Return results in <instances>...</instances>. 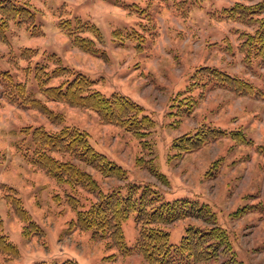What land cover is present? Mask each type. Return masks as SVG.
Here are the masks:
<instances>
[{
    "label": "rangeland",
    "instance_id": "obj_1",
    "mask_svg": "<svg viewBox=\"0 0 264 264\" xmlns=\"http://www.w3.org/2000/svg\"><path fill=\"white\" fill-rule=\"evenodd\" d=\"M36 9L41 35H31L25 27L11 24L7 39L0 40V72H10L58 116L51 121L36 109L9 102L2 96L5 81L0 75V216L4 232L19 249V257L8 260L0 254V264H148L134 253L124 255L108 241L95 240L93 230L71 229L77 212L67 203V194L79 198L84 210L97 200L95 194L78 187L58 185L44 171L35 169L25 156L31 137L23 130L43 126L58 131L76 127L89 134L90 144L111 161L124 168L126 178H105L91 167H81L92 174L104 193L133 188L137 197L146 186L158 191L164 201L189 200L200 208L208 205L215 219L188 217L162 226L177 246L190 225L224 228L230 239L231 252L237 263L264 264V65L255 60L243 61L239 51L242 33L254 32V26L229 21L222 17L225 8L243 0H205L201 6L186 5L178 11L173 0H16ZM258 1V0H254ZM132 5L139 7L131 9ZM81 19L96 25L101 40L91 34L99 54L82 51L59 28L63 20ZM136 30L145 38L116 37L114 33ZM227 39L232 54L226 51ZM143 47L142 51L137 46ZM25 49L35 55L25 58ZM57 55L70 75L51 82L58 85L81 73L95 82V88L106 96L115 93L131 98L152 117L155 127L148 140L152 155L142 141L131 133L102 122L92 110L65 102L47 100L39 91L34 69L37 64L55 68ZM215 67L240 77L262 92L260 98L240 96L227 87L209 84L193 95L198 103L190 115L179 116V107L171 104L183 95L191 77L201 67ZM176 104V103H175ZM226 132L241 130L251 144H239L229 135L181 158L173 149L174 139L192 133L202 125ZM60 157V156H59ZM152 159L151 167L136 165L137 158ZM164 176L162 179L158 175ZM8 188H13L24 208L43 230L40 236L27 239L24 223L6 201ZM61 197L60 202L55 196ZM128 247L135 246L138 224L134 213L123 225ZM230 254L221 255L211 264H221Z\"/></svg>",
    "mask_w": 264,
    "mask_h": 264
},
{
    "label": "trees",
    "instance_id": "obj_2",
    "mask_svg": "<svg viewBox=\"0 0 264 264\" xmlns=\"http://www.w3.org/2000/svg\"><path fill=\"white\" fill-rule=\"evenodd\" d=\"M178 11L184 12L185 6H201L205 0H173ZM251 1V4L237 2L222 11V17L256 27L252 33H242L239 51L243 54V61L251 65L259 60L264 65V0ZM139 7L132 5L131 9ZM11 24L25 27L31 35L39 36L42 31L37 25L35 7L26 2L16 0H0V40L7 39V32ZM71 39L72 44L84 52L99 54L95 42L85 37L91 34L96 40H101V31L91 23L75 20H63L59 24ZM116 37L126 39L137 38L145 42L142 34L136 30L125 33L116 31ZM142 51L141 45L137 46ZM228 53L232 54V46L227 39ZM35 51L25 49L22 56L30 58ZM55 65L51 71L48 64H37L34 69L35 80L40 93L47 99L56 102H65L72 106L94 111L100 120L112 124L131 133L136 139L143 142L144 147L152 155L151 142L148 138L155 122L147 115L141 105L131 98L113 94L106 96L95 88V82L81 74H72V79H66L58 85L51 82L57 78L70 75L71 70L62 65L61 59L53 54L50 57ZM5 81L2 96L9 102L18 106L36 109L48 116L51 121H57L58 116L51 111L45 103L38 99L22 82H16L10 72H0ZM227 87L240 96L260 98L263 94L250 82L231 75L215 67L204 66L199 68L191 77V83L183 95L179 94L171 104V108L179 107L176 114L190 115L197 106V99L193 95L196 88L201 89V97L208 90L209 84ZM176 103V104H175ZM59 121V120H58ZM25 135L31 137V146L25 151L30 164L37 170L44 171L58 185H64L76 191L78 187L95 194L97 200L90 207H82L78 197L67 194V203L77 212L76 218L70 223L71 229L81 231L93 230L95 240L108 241V247L117 248L124 255L140 254L148 264H211L220 259L221 255L230 254L229 259L221 264L237 263L231 252L228 232L213 224L210 228L188 226L186 234L180 244L174 246L170 242V234L162 226L174 224L182 219L194 217L206 219L211 222L215 214L208 205L202 208L189 200L164 201L157 190L146 186L142 196L137 197L133 188L124 193L121 188L104 193L99 183L91 173L83 169L85 165L91 167L105 178L125 179L127 174L123 167L111 161L106 155L98 152L89 141V134L76 127L65 126L58 131H49L43 126L27 127L23 130ZM232 137L239 144H251L241 131L226 132L216 127L202 125L192 133L184 134L174 139L173 149L178 158L184 154L195 152L207 144L221 138ZM60 156V157H59ZM152 159H136V165L141 168L151 167ZM162 179L164 176L158 175ZM6 201L14 214L25 224L23 235L27 239L43 234L41 227L31 220V216L24 208L22 200L17 196L16 190L8 188ZM55 200L60 202L61 197L56 195ZM134 213L138 224V237L135 246L130 248L126 244L122 225ZM0 254L11 260L19 257V249L13 244L4 232V223L0 216ZM65 264H77L69 261Z\"/></svg>",
    "mask_w": 264,
    "mask_h": 264
}]
</instances>
